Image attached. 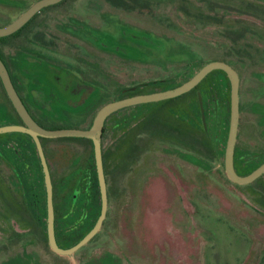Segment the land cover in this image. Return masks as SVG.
Instances as JSON below:
<instances>
[{"label": "flooded vegetation", "instance_id": "flooded-vegetation-1", "mask_svg": "<svg viewBox=\"0 0 264 264\" xmlns=\"http://www.w3.org/2000/svg\"><path fill=\"white\" fill-rule=\"evenodd\" d=\"M42 1L0 0V28L32 11L14 31L0 36V244H6L0 258L10 263L18 257L13 254L19 244L27 264H77L80 258L90 264H132L122 263L112 248L103 256L91 246L78 252L104 228L109 200L101 228L87 243L72 254L53 249L40 146L53 184L54 231L61 248L74 246L93 229L102 196L94 140L43 132L88 130L106 105L175 89L206 64L220 61L239 76L233 166L239 177L256 173L264 165V0ZM229 13L236 17L227 19ZM209 26L217 28L219 40L210 36L209 48L186 40L197 34L195 28L214 33ZM231 95L228 73L213 69L179 95L122 106L103 122L107 193L108 177L123 171L129 176L132 163L142 165L156 147L159 156L161 145H169L168 153L180 161L162 171L176 191L175 200L168 196L164 203L178 207L171 223L163 224L162 238L183 239L185 256L195 241L197 264H264V170L248 182L227 173ZM154 102L164 103L162 111L183 124L171 122L168 132L160 133L165 122L154 118ZM215 161L218 186H193L191 164L211 170ZM222 190L235 200H224ZM164 191L168 195L166 185ZM141 203L136 205L143 226L147 218ZM120 218L124 224L125 205ZM153 220L158 232L160 217ZM181 251L172 249L173 256Z\"/></svg>", "mask_w": 264, "mask_h": 264}, {"label": "rangeland", "instance_id": "rangeland-1", "mask_svg": "<svg viewBox=\"0 0 264 264\" xmlns=\"http://www.w3.org/2000/svg\"><path fill=\"white\" fill-rule=\"evenodd\" d=\"M235 17L236 15L230 13L226 14L227 19L232 20ZM210 29H213L214 33L202 30V28H195L194 31L197 34L193 33L186 38V40L189 41L193 47L209 48L210 45L207 41L212 39L210 36L214 37V41H219L217 39L218 34L216 33L217 28L209 26L207 30ZM213 48H218V44L213 45ZM151 106L154 107V118L165 122L159 124L160 133L166 134L171 125L169 123L171 122H174L176 125L183 124V121L180 122L175 114H168L162 111L164 103L154 102ZM144 115H148L147 111ZM162 146L163 145H161L159 149V156L154 154L157 149L156 147L155 150L150 151L149 154L144 157L142 165L137 167L136 163L133 162V165L130 167L133 171L129 176H126L123 171L118 174H113L112 180L108 177L109 214L105 220L104 228L93 241L88 242L80 248V250H78L79 253L87 251L91 246V248L94 247L97 254L101 256H103L109 248H112L113 251L117 252V256L122 263L127 261L135 264L138 261V263L141 264H197V257L194 253L196 246L195 241H191V253L185 256L183 255L185 246L184 241H182L183 239L162 238L164 232L167 233L166 230H163V224L167 226L169 222L171 223V217H173L171 214L178 212V207L172 205H169V207L168 204L166 205L164 203L169 200V197L172 198V195L173 200H175L176 191L174 192L170 186L168 174L162 171L165 168H174L176 162H180L176 157H171L168 153V148H170L169 145L163 146L166 150L162 149ZM212 164L213 168L211 170H205L191 164V181L193 186H218V184H216L217 171L219 170L216 168V166H218V161L212 162ZM178 165L180 166V164ZM123 169L124 166L122 165L121 170ZM165 185L168 189V195H166L164 191ZM193 186L192 192L194 193ZM220 194H222L224 200L232 202L235 200L232 193L228 190H222ZM154 199L155 202L158 200L157 204H154ZM136 202L138 205L139 202H142L140 206H143V213L147 218L146 224L143 226L140 221L141 214L139 215V206L136 205ZM124 205L126 209V220L124 224H120L122 207ZM141 211L142 208L140 212ZM237 211L241 210L238 209ZM154 216L157 218L160 217V222L158 221V232L154 224ZM186 244L188 243L186 242ZM5 248L6 244L1 243L0 251ZM174 248L182 250L180 256H173L174 252H172V249ZM188 250L190 249L188 248ZM238 250H236V252H238ZM0 255L2 256L3 253H0ZM13 255H18V257L13 260L11 259L10 263L7 262L8 257L5 259L0 258V264H27V253H23V249L20 251L19 244L16 245ZM87 261L88 258L84 260L80 258L77 264H90V262Z\"/></svg>", "mask_w": 264, "mask_h": 264}, {"label": "water", "instance_id": "water-1", "mask_svg": "<svg viewBox=\"0 0 264 264\" xmlns=\"http://www.w3.org/2000/svg\"><path fill=\"white\" fill-rule=\"evenodd\" d=\"M56 1L58 0H43L42 2H40V4H49V3L56 2ZM31 13L32 11H28L25 13V15H23L17 21V23L10 24L3 28H0V36L7 35L10 32L14 31L18 27V25H20L25 20V18H27V16H29ZM213 69H223L224 71H226L230 77L231 87H232L231 125H230L229 138H228L227 147H226V167H227L228 175L233 180H237L241 182H248L254 175H257L259 172L264 170V165H263L256 173L252 175H247L245 177H239L238 174L236 173L234 166H233V152H234L235 142L237 138V129H238V123H239V76L237 72L230 65L224 62H220V61L210 62L206 64L190 81H188L187 83H185L184 85L180 87L167 90L164 92L155 93L152 95L133 97L130 99H126V100H122V101H118V102L106 105L104 108H102L98 112L94 125L88 130L75 129V128H64V129H58V130H48V131L43 132V134L46 136H86L94 140V147H95V153H96V164H97L98 178H99L100 190H101V196H102V211L93 229L74 246L70 248H66V249L61 248L57 244L56 237H55V231H54L53 184L51 181V176H50V172H49V168H48L45 155L42 151V147L39 144L42 164H43V169H44V175H45L46 199H47V209H48L49 240L54 250L62 254H72L76 249H78L79 247L87 243L98 232V230L102 226L103 220L106 215L107 206H108L107 184H106L105 174L103 170V161H102V155H101V132H102V127H103V122L106 116L110 114L111 112H113L114 110L122 106H125V105H129V104H133V103H137L141 101L161 100V99L179 95L183 93L184 91L192 88L200 79H202L208 72H210ZM2 76L6 83L8 92L15 100L14 95H13L14 90L8 78V74L6 75V73L2 72ZM16 105L18 109L20 110V112L24 115V111L22 107L18 105V103H16ZM11 129L20 130L21 128L13 127ZM2 130L3 128L0 129V131Z\"/></svg>", "mask_w": 264, "mask_h": 264}]
</instances>
